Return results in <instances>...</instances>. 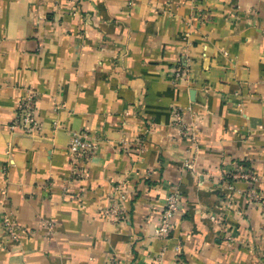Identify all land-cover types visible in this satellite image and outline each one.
I'll return each instance as SVG.
<instances>
[{"label":"crops","instance_id":"obj_1","mask_svg":"<svg viewBox=\"0 0 264 264\" xmlns=\"http://www.w3.org/2000/svg\"><path fill=\"white\" fill-rule=\"evenodd\" d=\"M31 91L40 128L10 130ZM73 132L97 144L80 174ZM248 190L264 193V0H0V264H264Z\"/></svg>","mask_w":264,"mask_h":264},{"label":"built area","instance_id":"obj_2","mask_svg":"<svg viewBox=\"0 0 264 264\" xmlns=\"http://www.w3.org/2000/svg\"><path fill=\"white\" fill-rule=\"evenodd\" d=\"M188 69L186 66L176 64L174 68V76L177 79L183 78L187 75ZM37 94L34 91L29 92L24 96L17 104L13 118L8 126L10 130H38L40 128L39 117L36 110ZM173 120L180 127V134L187 136L191 139L194 138L193 130L191 124H185L182 121L181 112L178 109L173 111ZM68 152L70 156V166L71 169L78 173L79 166L94 152L97 148L95 138L85 132H73L71 134L68 143ZM78 168V169H77ZM80 174V173H78ZM233 179H240L249 182H254L257 180V175L249 168L237 167L232 173ZM116 196L112 199L111 205L107 208L106 213L118 218L120 212L119 201L124 199L125 195L120 187H116ZM181 191L178 186L171 187L170 191L166 194L163 202V206L159 211V218L154 225V234L159 238H166L170 235L173 229V218L178 210V205L180 203ZM246 196L251 202H262L264 199V193L255 190H248ZM210 219L215 220L212 215ZM48 230L52 229V224L46 223ZM2 226L11 236V238L16 239L18 237L17 229L15 228L14 222L9 216H5L2 220ZM176 251H179V246H177Z\"/></svg>","mask_w":264,"mask_h":264}]
</instances>
